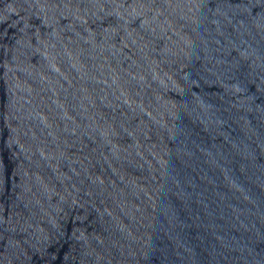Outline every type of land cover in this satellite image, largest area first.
Here are the masks:
<instances>
[{
    "label": "water",
    "instance_id": "95a60500",
    "mask_svg": "<svg viewBox=\"0 0 264 264\" xmlns=\"http://www.w3.org/2000/svg\"><path fill=\"white\" fill-rule=\"evenodd\" d=\"M0 264H264V0H0Z\"/></svg>",
    "mask_w": 264,
    "mask_h": 264
}]
</instances>
